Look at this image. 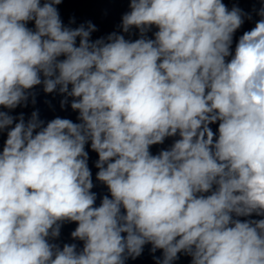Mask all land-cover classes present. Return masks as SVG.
<instances>
[{"label":"clouds","instance_id":"9594fccd","mask_svg":"<svg viewBox=\"0 0 264 264\" xmlns=\"http://www.w3.org/2000/svg\"><path fill=\"white\" fill-rule=\"evenodd\" d=\"M61 2L0 0V107L42 85L79 120L0 110V264H125L149 243L157 264H264V219H238L264 216V7L233 55L248 14L222 0H129L134 41L65 26ZM64 222L82 250L50 242Z\"/></svg>","mask_w":264,"mask_h":264},{"label":"water","instance_id":"95a60500","mask_svg":"<svg viewBox=\"0 0 264 264\" xmlns=\"http://www.w3.org/2000/svg\"><path fill=\"white\" fill-rule=\"evenodd\" d=\"M43 3V0H41ZM222 2L231 10L234 6L240 8L244 13L248 14L244 17V23L233 35V43L231 45V52L234 55L235 47L239 41V38L247 31H251L257 21L261 17L257 14L261 7H264V0H222ZM60 14L61 20L65 26L76 28L80 24H87L91 22L97 28V31L93 32L91 35L92 40L99 39L101 37H107L112 32H117L119 34L125 35L126 39L135 40L139 38V30L131 29L130 33L125 34L122 32L120 27L122 23V16L130 11L129 0H62L61 4L56 6ZM251 17L250 19L248 17ZM74 20V23L70 21ZM27 27L34 29V22H29ZM158 29L153 26L148 32L150 38H154V33ZM231 59V56L227 58ZM35 94V104L32 103V97H29L27 107L21 105L15 109L8 110L0 107V110L8 111L10 115L14 117H19L21 113L24 114L25 121L31 117L33 111L39 113V119L45 121V124L56 118H67L72 120L74 123H79L78 112L73 111L70 107L71 99L68 98V104L64 108H61V100L64 97L58 92L47 94L43 91V86H36L31 90ZM18 122V121H14ZM218 123L210 125L213 132L216 133L218 137ZM7 139V130L0 133V151L3 149L4 142ZM179 139V136L168 137L164 140L162 144H156L150 147V151L153 155L159 154L161 150L169 149L175 140ZM85 150L88 152V166L92 172V180L94 187L93 192L97 194L96 206H99L101 199L104 195H109L110 193L107 186L102 184L96 179V173L98 169L95 167L96 161L98 160V153L93 151L90 147V142L85 146ZM210 194V193H208ZM207 195V194H205ZM236 218V217H234ZM241 221L248 219H264V216H256L253 214L250 217H239ZM77 224L75 222H64L60 229V236L55 240H50L51 243L58 244L61 248L64 244L77 245V250H82L83 241L75 240L71 237V232L75 230ZM152 245L146 244L143 248L142 254L136 259L128 258L125 264H157L154 257L162 258V250H157L155 253L151 251ZM179 259L173 262V264H191V257L185 255L184 253L178 254Z\"/></svg>","mask_w":264,"mask_h":264}]
</instances>
